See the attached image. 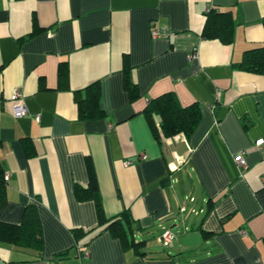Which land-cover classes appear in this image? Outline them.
Instances as JSON below:
<instances>
[{
    "label": "crops",
    "instance_id": "0c3cea01",
    "mask_svg": "<svg viewBox=\"0 0 264 264\" xmlns=\"http://www.w3.org/2000/svg\"><path fill=\"white\" fill-rule=\"evenodd\" d=\"M209 9L231 14V42L202 36ZM259 46L264 0H0V225H20L32 207L41 241L0 239V264H264V74L237 67ZM95 82L104 115L81 118L77 99ZM165 92L198 104L190 134H153L144 109ZM91 180L106 219L127 213L138 249L78 199L75 186Z\"/></svg>",
    "mask_w": 264,
    "mask_h": 264
},
{
    "label": "trees",
    "instance_id": "16d2710c",
    "mask_svg": "<svg viewBox=\"0 0 264 264\" xmlns=\"http://www.w3.org/2000/svg\"><path fill=\"white\" fill-rule=\"evenodd\" d=\"M233 20L229 11L218 12L209 9L206 22L202 31V36L208 39H219L223 43H229L232 40ZM237 67L244 71L255 74H264V46H259L246 50L242 59L237 63ZM58 79L61 86L68 84V67L66 63L59 64ZM123 86L128 92L129 98L134 100L138 96L137 86L131 80L129 69L125 65L123 70ZM79 116L102 117L104 115L100 106V90L97 82L86 88V94L83 98H78ZM145 116L149 122L153 134L158 137L159 131L166 137L177 133L185 135L195 128L200 120L201 112L197 103L188 106H181L174 93L165 92L149 100L144 109ZM159 118L158 127L154 117ZM5 174L0 163V207L5 202ZM75 194L78 199H93L97 211L98 225H104L115 237L123 242L128 241L125 222L130 223L129 216L122 212L119 216L106 219L102 212L101 202L96 191V185L91 180L89 186L84 188L75 186ZM33 211V213H32ZM79 230H74V236L79 237ZM0 239L20 245H30L40 247V223L36 217L34 209L29 207L25 213L24 219L18 226L0 225ZM140 242L128 241V244L135 249Z\"/></svg>",
    "mask_w": 264,
    "mask_h": 264
},
{
    "label": "built area",
    "instance_id": "2783aa9c",
    "mask_svg": "<svg viewBox=\"0 0 264 264\" xmlns=\"http://www.w3.org/2000/svg\"><path fill=\"white\" fill-rule=\"evenodd\" d=\"M151 36L152 37H161V36H166V33L164 31H159L158 29H152L151 30ZM198 57V53L197 51H193L188 55V60H195ZM11 102H12V108H11V113L13 114V116L16 117H21L23 115H25L27 113V108L25 106V104L23 103V94L21 91L20 87H17L13 90V93L11 95ZM262 143H264V140L259 139L256 141L255 145L256 146H260ZM144 154L140 155V158H144ZM234 161L237 165L241 166L244 164V160H243V153H239L234 155ZM130 161L125 162L126 164H128ZM6 177V176H5ZM261 181L262 183H264V177H261ZM174 238V233L170 230V229H165L160 236V241L164 244V245H168L172 242ZM86 254V251H84Z\"/></svg>",
    "mask_w": 264,
    "mask_h": 264
}]
</instances>
